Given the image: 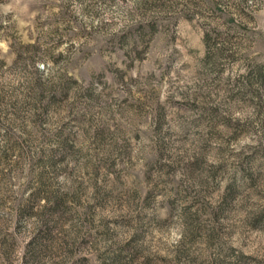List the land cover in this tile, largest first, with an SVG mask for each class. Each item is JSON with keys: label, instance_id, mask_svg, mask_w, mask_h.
I'll return each instance as SVG.
<instances>
[{"label": "rangeland", "instance_id": "rangeland-1", "mask_svg": "<svg viewBox=\"0 0 264 264\" xmlns=\"http://www.w3.org/2000/svg\"><path fill=\"white\" fill-rule=\"evenodd\" d=\"M0 264H264V0H0Z\"/></svg>", "mask_w": 264, "mask_h": 264}]
</instances>
